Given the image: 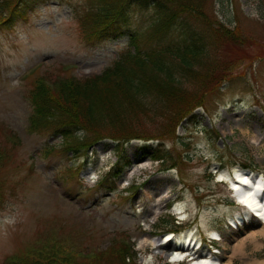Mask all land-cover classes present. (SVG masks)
Returning <instances> with one entry per match:
<instances>
[{
	"label": "rangeland",
	"instance_id": "1",
	"mask_svg": "<svg viewBox=\"0 0 264 264\" xmlns=\"http://www.w3.org/2000/svg\"><path fill=\"white\" fill-rule=\"evenodd\" d=\"M30 4L23 15L0 25V264L55 251L74 255V264H93L94 255L121 243L132 247L135 264H167L168 254L177 249L173 242L153 247L140 240L188 227L203 242L211 227L222 233L218 243L203 244L198 257L208 255L221 264H264L260 221L250 212L243 215L228 184L217 182L212 170L231 174L238 167L264 177V0H205L210 27L195 28L209 35L222 24L237 29L241 40L225 45L214 32L217 46L205 41L216 70L208 79L213 89L204 93L203 106L162 138L169 152L164 165L142 150L149 145V154L157 141L126 142L131 165L113 180L114 189L102 178L117 159L116 142L88 140L76 154L63 146L61 136L30 131L33 84L38 77L51 83L100 74L128 49L133 51L130 34L146 52L178 42V30L153 36L152 10L142 9L130 12L108 36L87 41L79 21L95 3ZM225 53L229 74L220 72ZM179 202L186 217L176 222L173 206ZM236 213L244 221L231 228L227 217Z\"/></svg>",
	"mask_w": 264,
	"mask_h": 264
},
{
	"label": "trees",
	"instance_id": "2",
	"mask_svg": "<svg viewBox=\"0 0 264 264\" xmlns=\"http://www.w3.org/2000/svg\"><path fill=\"white\" fill-rule=\"evenodd\" d=\"M89 1L96 6L80 17V34L84 40L108 36L127 20L130 12L142 9L152 10L153 36L162 38L177 29L180 39L175 44L145 52L134 34H130L133 51L128 49L102 73L51 83L38 77L33 84L29 95L30 131L59 135L63 146L76 154L88 145V140L116 142L117 161L102 180L109 189H114L112 180L119 178L130 165L123 149L126 142L157 140V146L149 154V145L145 144L142 150L150 159L164 165L169 152L162 138L173 133L181 120L193 116L195 108L203 106L204 93L213 89V82L208 79L215 76L213 70H216L205 41L211 39L216 44L212 36L216 32L220 41L228 45L240 42L241 35L237 29L222 24L214 25L216 29L209 35L199 32L196 24L202 29L210 27L203 9L205 0ZM30 7V0H0V25L9 24ZM7 11L8 15L3 16ZM228 55L224 54L220 65V72L227 74L231 73ZM222 81L215 88L219 89ZM79 131L83 135H77ZM70 256L74 255L55 251L44 256L15 257L2 264H74ZM92 263L135 264V255L128 245L121 243L95 255Z\"/></svg>",
	"mask_w": 264,
	"mask_h": 264
},
{
	"label": "bare ground",
	"instance_id": "3",
	"mask_svg": "<svg viewBox=\"0 0 264 264\" xmlns=\"http://www.w3.org/2000/svg\"><path fill=\"white\" fill-rule=\"evenodd\" d=\"M215 171L217 181L228 182L229 188H233L232 194L234 195V199L239 204H244L246 208H244V216H247L246 209L251 210L257 215L260 219V224L257 225L259 227L260 233L264 234V177L262 173H253L251 171H244L241 168H234L233 174L234 178L238 180V182H234L230 178V174L226 169L216 170L215 167L212 168ZM89 180V176H84ZM85 179V178H84ZM247 179L251 181L250 184H244L243 181ZM86 180V179H85ZM236 183V184H235ZM244 201H247L245 203ZM183 203L179 202L173 206L174 211L178 214V218L180 220H184L186 215L183 213ZM243 207V206H242ZM156 211H154V215H156ZM244 221L242 215L236 213L234 217H227V224L231 227H238V222ZM208 238L211 240H217L220 238L219 232L215 229H211L207 231ZM168 241L174 242L175 245H183L187 247V251L175 250L174 252H170L168 257H170L169 261L172 264H178L180 261L185 259V256L194 255L195 249H198L202 246L200 243V238L196 236L193 228L186 229L181 231L180 233L172 235L171 233L165 234L160 238L157 237H143L140 240V245L151 244L153 247L160 246L161 244L167 243ZM190 247V249H188ZM241 249H238L240 251ZM186 264H221L217 258H200L197 257L194 260L188 261Z\"/></svg>",
	"mask_w": 264,
	"mask_h": 264
},
{
	"label": "snow or ice",
	"instance_id": "4",
	"mask_svg": "<svg viewBox=\"0 0 264 264\" xmlns=\"http://www.w3.org/2000/svg\"><path fill=\"white\" fill-rule=\"evenodd\" d=\"M243 183L244 184H250L251 183V181H249V180H247V179H245L244 181H243ZM245 203H247V201H244Z\"/></svg>",
	"mask_w": 264,
	"mask_h": 264
},
{
	"label": "water",
	"instance_id": "5",
	"mask_svg": "<svg viewBox=\"0 0 264 264\" xmlns=\"http://www.w3.org/2000/svg\"><path fill=\"white\" fill-rule=\"evenodd\" d=\"M237 181V180H236Z\"/></svg>",
	"mask_w": 264,
	"mask_h": 264
}]
</instances>
